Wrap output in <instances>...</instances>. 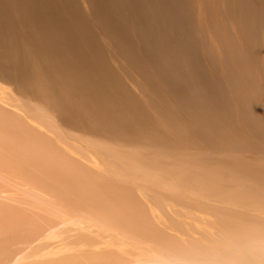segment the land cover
Wrapping results in <instances>:
<instances>
[{
  "label": "bare ground",
  "instance_id": "6f19581e",
  "mask_svg": "<svg viewBox=\"0 0 264 264\" xmlns=\"http://www.w3.org/2000/svg\"><path fill=\"white\" fill-rule=\"evenodd\" d=\"M0 81L76 133L6 114L65 174L192 199L264 243V0H0Z\"/></svg>",
  "mask_w": 264,
  "mask_h": 264
},
{
  "label": "rangeland",
  "instance_id": "374dc122",
  "mask_svg": "<svg viewBox=\"0 0 264 264\" xmlns=\"http://www.w3.org/2000/svg\"><path fill=\"white\" fill-rule=\"evenodd\" d=\"M10 91L0 81V101L9 110L0 109V264H264L258 256L263 239L251 236L257 248L245 247L238 233L245 229L232 232L235 224L244 225L242 219L224 225L220 219L234 217L220 216L213 207L205 210L192 199L160 200L150 187L131 181L86 184L77 172L65 174L46 158L52 154L31 145L30 133L15 128L8 115L21 123L23 116L55 123L70 144L77 143L76 133L60 127L46 103L26 104L23 94ZM126 186H133L132 194Z\"/></svg>",
  "mask_w": 264,
  "mask_h": 264
}]
</instances>
